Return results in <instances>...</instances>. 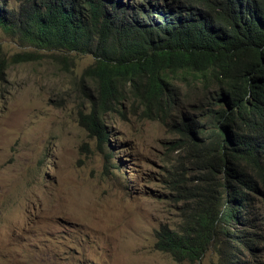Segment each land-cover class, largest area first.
Returning <instances> with one entry per match:
<instances>
[{
	"label": "trees",
	"instance_id": "1",
	"mask_svg": "<svg viewBox=\"0 0 264 264\" xmlns=\"http://www.w3.org/2000/svg\"><path fill=\"white\" fill-rule=\"evenodd\" d=\"M0 28L92 55L85 74L93 95L79 121L101 144L110 136L104 116L122 115L116 107L128 99L173 134L165 146L186 167L168 182L180 193L187 176L194 202H186L180 231L156 230L157 250L179 264L209 247L221 264H241L226 243L254 253L252 204L264 198V0H37L15 15L0 5ZM5 60L0 49V79ZM182 86L196 92L191 114L178 103L189 97Z\"/></svg>",
	"mask_w": 264,
	"mask_h": 264
},
{
	"label": "rangeland",
	"instance_id": "2",
	"mask_svg": "<svg viewBox=\"0 0 264 264\" xmlns=\"http://www.w3.org/2000/svg\"><path fill=\"white\" fill-rule=\"evenodd\" d=\"M36 3L0 0L14 15ZM0 49L6 59L0 79V264H179L155 248L156 230L180 231L184 207L194 202L187 176L180 193L168 182L171 171L186 167L165 146L173 134L142 118L128 99L116 107L122 115L104 116L110 136L101 144L79 121L93 95L85 74L91 54L57 51L2 28ZM17 53L34 59L13 61ZM195 94L178 102L190 114ZM107 150L113 158H106ZM259 197L252 204L254 253L222 245L241 264H264ZM181 264L221 263L209 247L197 261Z\"/></svg>",
	"mask_w": 264,
	"mask_h": 264
},
{
	"label": "bare ground",
	"instance_id": "3",
	"mask_svg": "<svg viewBox=\"0 0 264 264\" xmlns=\"http://www.w3.org/2000/svg\"><path fill=\"white\" fill-rule=\"evenodd\" d=\"M262 236V235H261Z\"/></svg>",
	"mask_w": 264,
	"mask_h": 264
}]
</instances>
